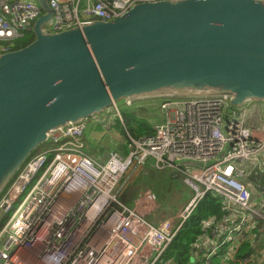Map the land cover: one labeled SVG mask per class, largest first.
I'll use <instances>...</instances> for the list:
<instances>
[{
	"label": "built area",
	"instance_id": "2783aa9c",
	"mask_svg": "<svg viewBox=\"0 0 264 264\" xmlns=\"http://www.w3.org/2000/svg\"><path fill=\"white\" fill-rule=\"evenodd\" d=\"M174 0H48L52 34L92 21L111 22L135 5ZM262 1L264 0H257ZM43 15L28 0H0V56L33 31ZM156 100V99H154ZM227 97L164 98L155 134L133 141L127 156L94 159L81 141L86 122L49 137L0 197V264H174L164 256L196 203L211 192L228 217L205 233L193 264H264V118L257 101L243 108ZM132 102H128L130 106ZM188 175L195 198L178 218L147 220L157 197L147 191L133 206L117 198L132 163ZM246 243L250 254L239 255Z\"/></svg>",
	"mask_w": 264,
	"mask_h": 264
},
{
	"label": "water",
	"instance_id": "95a60500",
	"mask_svg": "<svg viewBox=\"0 0 264 264\" xmlns=\"http://www.w3.org/2000/svg\"><path fill=\"white\" fill-rule=\"evenodd\" d=\"M0 56V197L51 134L122 102L227 97L264 110V2H143L111 22L47 34Z\"/></svg>",
	"mask_w": 264,
	"mask_h": 264
},
{
	"label": "rangeland",
	"instance_id": "374dc122",
	"mask_svg": "<svg viewBox=\"0 0 264 264\" xmlns=\"http://www.w3.org/2000/svg\"><path fill=\"white\" fill-rule=\"evenodd\" d=\"M53 19H49L44 25V32L52 34L50 27ZM184 96H175L180 98ZM162 99L158 100H142L132 102L129 106L128 102L119 103L115 108L107 110L100 117L84 120L87 125V131L84 133L81 141L85 145V150L94 152L90 155L94 159H103L109 152L117 150L122 153L124 151V143L117 141L116 129L113 127L117 121H122V110L135 111L137 117L145 119L152 126H155L161 120L165 119V114L160 107L156 108ZM133 142V141H132ZM50 146H43L41 151H45ZM100 150H105L101 157H98ZM124 155V152L122 153ZM96 155V156H95ZM188 175L174 171L173 169H159L153 162L143 165L142 169L139 165L133 164L126 176L119 183L117 198L125 203L128 207L134 205L140 199L143 193L147 191L153 192L157 197V203L154 212L147 215V220L160 223L166 219H172L173 225L177 227L180 224L181 216L191 205L195 198V191L188 182Z\"/></svg>",
	"mask_w": 264,
	"mask_h": 264
},
{
	"label": "trees",
	"instance_id": "16d2710c",
	"mask_svg": "<svg viewBox=\"0 0 264 264\" xmlns=\"http://www.w3.org/2000/svg\"><path fill=\"white\" fill-rule=\"evenodd\" d=\"M34 40L35 35L34 31H32L26 39L15 43L12 51L23 49ZM122 121H117L113 127L116 129L117 141L124 143L123 152L125 156L134 148L132 141H141L155 134L154 126L145 119L137 117L135 111L122 110ZM104 151L100 150L98 157H101ZM89 154L94 155V152H89ZM133 164L136 163L133 162ZM140 167L142 169L143 166ZM226 217H228V211L225 201L214 193H207L196 203L189 217L183 222L181 229L175 235L164 256V261H173L174 264H193L195 261L194 255L196 254L195 246L199 243L201 237L208 232L204 230L206 221L213 220L215 227L222 224ZM252 247V244L246 243L239 255L250 254ZM211 264L222 263L219 259H214Z\"/></svg>",
	"mask_w": 264,
	"mask_h": 264
},
{
	"label": "crops",
	"instance_id": "0c3cea01",
	"mask_svg": "<svg viewBox=\"0 0 264 264\" xmlns=\"http://www.w3.org/2000/svg\"><path fill=\"white\" fill-rule=\"evenodd\" d=\"M10 1H14V0H10ZM28 1H31V2H34V3H36L37 4V2L35 1V0H28ZM260 105H261V107H262V111H263V118H264V110H263V106H262V103H260V102H258ZM246 104V103H245ZM244 107V105L243 106H241V107H236V108H243ZM162 121H164V120H161L160 122H162ZM159 122V123H160ZM263 128H264V126H263Z\"/></svg>",
	"mask_w": 264,
	"mask_h": 264
}]
</instances>
